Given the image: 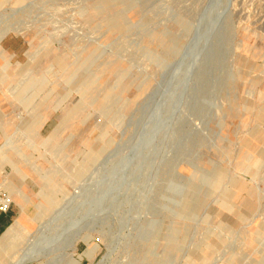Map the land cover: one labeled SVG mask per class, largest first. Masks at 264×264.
Wrapping results in <instances>:
<instances>
[{
	"label": "rangeland",
	"instance_id": "1",
	"mask_svg": "<svg viewBox=\"0 0 264 264\" xmlns=\"http://www.w3.org/2000/svg\"><path fill=\"white\" fill-rule=\"evenodd\" d=\"M6 199L0 264H264V0H0Z\"/></svg>",
	"mask_w": 264,
	"mask_h": 264
},
{
	"label": "bare ground",
	"instance_id": "2",
	"mask_svg": "<svg viewBox=\"0 0 264 264\" xmlns=\"http://www.w3.org/2000/svg\"><path fill=\"white\" fill-rule=\"evenodd\" d=\"M72 148V147H71ZM71 148H70V150H71ZM68 151V150H67ZM21 200V199H20ZM12 201V200H11ZM9 203H10V200H5V201H0V205H4L6 208H7V206L9 205ZM79 223V222H78ZM72 225H73V223H71V225H69V226H71L72 227ZM77 225V224H76ZM75 225V226H76ZM69 226H68V228H69ZM74 226V225H73ZM66 228V227H65ZM71 229V228H70ZM11 230H13V227H9L7 230H6V232L2 235V237L0 238V250H2V245H3V243H4V241L6 240V238L10 235V233H11ZM41 231V230H40ZM65 231V230H64ZM68 231H69V229L66 231V233H68ZM46 233V232H45ZM45 233H43V232H41V233H38L36 236H38V237H40V239L41 238H43V235H45ZM65 232H59L58 234H56L55 235V237H53V238H51V241H48V242H50V243H47V244H45V243H41V241L39 240V241H37L35 244H33V240L31 241V243H29V246H30V252H28V253H25L24 255H21V256H18L15 260H14V262H13V264H25V263H30V262H32V261H36V260H38L39 258H48V257H50V260H53V259H55V256H56V253L58 252V250H56L57 248H55V244H57L59 241H58V239H60L61 240V237H62V235H64V234H66ZM61 242H63V241H61ZM33 244V246H31ZM59 244V243H58ZM45 245H50V247L52 248H50L49 247V249L50 250H52V251H50V250H48V251H50V254H48V255H46L45 257L44 256H42L43 254H41V251L42 250H44L45 249ZM57 246V245H56ZM43 247H44V249H43ZM4 250V249H3ZM60 250H62V249H60ZM59 250V251H60ZM47 251V250H46ZM43 252V251H42ZM45 252V251H44Z\"/></svg>",
	"mask_w": 264,
	"mask_h": 264
},
{
	"label": "crops",
	"instance_id": "3",
	"mask_svg": "<svg viewBox=\"0 0 264 264\" xmlns=\"http://www.w3.org/2000/svg\"><path fill=\"white\" fill-rule=\"evenodd\" d=\"M12 216L11 214L5 213L0 214V238L6 232V230L12 225Z\"/></svg>",
	"mask_w": 264,
	"mask_h": 264
},
{
	"label": "built area",
	"instance_id": "4",
	"mask_svg": "<svg viewBox=\"0 0 264 264\" xmlns=\"http://www.w3.org/2000/svg\"><path fill=\"white\" fill-rule=\"evenodd\" d=\"M9 207V206H8ZM8 207H3L2 205L0 206V213H6L8 210Z\"/></svg>",
	"mask_w": 264,
	"mask_h": 264
}]
</instances>
